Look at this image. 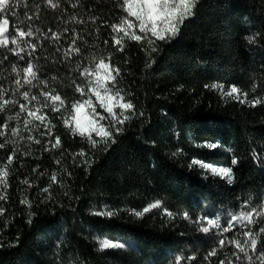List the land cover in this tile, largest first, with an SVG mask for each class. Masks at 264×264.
I'll return each instance as SVG.
<instances>
[{"label":"trees","instance_id":"obj_1","mask_svg":"<svg viewBox=\"0 0 264 264\" xmlns=\"http://www.w3.org/2000/svg\"><path fill=\"white\" fill-rule=\"evenodd\" d=\"M9 3L0 12V264H249L237 240L260 264L264 0H196L166 41L142 33L123 0ZM101 61L115 77L110 92L133 106L102 118L104 139L71 124ZM214 167H230L231 182ZM245 212L250 225L227 230ZM105 239L122 247L101 249Z\"/></svg>","mask_w":264,"mask_h":264},{"label":"snow or ice","instance_id":"obj_2","mask_svg":"<svg viewBox=\"0 0 264 264\" xmlns=\"http://www.w3.org/2000/svg\"><path fill=\"white\" fill-rule=\"evenodd\" d=\"M196 0H123L122 7L127 11L128 15L130 17H135V19L139 22V29L142 33L147 35L149 32H151L153 37H156L157 39L161 41H166L174 38L180 29V25L183 23V21L192 14L191 10L195 6ZM11 5L9 3V0H0V12H6L8 8H10ZM15 15V13H13ZM123 23V21H122ZM8 24L7 19L0 20V45H7L8 41L6 39H3V36L6 32V25ZM128 28H134L135 25L131 21L127 22ZM115 30V29H114ZM55 36V34H53ZM125 35H128L127 31H125ZM19 36L21 38L27 36L32 37L33 32L29 30L27 33H24L23 31L19 32ZM132 38L136 40L142 39L141 36H136L134 33L132 34ZM12 43L17 44L19 47L18 41L16 38L13 39ZM119 43V41H117ZM35 45L32 46L31 51L34 52ZM122 50V49H121ZM155 50V49H154ZM19 55V53H16ZM33 64L29 63L28 67L24 68L23 71L26 74L25 75V82L30 83L31 80L29 77H35L36 72L33 71ZM16 71V68L13 67V72ZM89 72L88 69H85L83 75H87ZM117 75L118 70H116ZM96 80H95V88H91L90 91L94 93L97 100L99 101L100 107L105 109L109 114H113L114 120H115V114L114 109L116 107H119L121 110H127L132 109V105L130 103H124L123 97H117L119 96V93L115 94H109L110 89L106 86L108 82H114L115 77L111 74V71L109 69V65L105 64L103 61L98 63L96 65V72H95ZM92 82L89 81V84ZM213 87H217L216 85H213ZM77 90L80 91L82 94L84 90L77 87ZM103 90V91H101ZM238 89L235 86H232L230 91L227 93V95H232L233 93H237ZM25 97H27V93L24 94ZM246 96V94H245ZM238 98V97H237ZM53 100L60 99L58 96H53ZM242 103H246L247 100L241 101ZM261 101L257 100L253 102V106H255L256 103H260ZM90 101H85L83 104L76 105L74 104L73 111L75 112V115L73 117V120L75 121L76 128L74 131H78L80 135H84L86 133L90 134L92 132H95L96 135L100 136L102 139L108 138L110 136V133L106 131L102 127H96V121H93L88 116L82 117V112L86 104H89ZM23 105L21 106L23 110ZM95 111V109H93ZM31 115V113H29ZM125 119H128V117H125ZM85 121V122H82ZM118 123H123V121H116ZM119 131V129H117ZM210 149H215L217 147L216 144H208L206 145ZM83 154V153H82ZM238 161L236 159L232 160V165H236ZM204 166V165H202ZM211 171L214 174H219L223 178H226L231 182L232 179V169L230 167H220V168H212ZM155 207V206H154ZM145 212L149 211V209H145ZM99 215L107 214L112 215V213H96ZM139 215V213H137ZM252 213H241L240 217H233L234 220L237 219H247L249 216H251ZM207 224L212 226L214 225V221L209 219L207 220ZM216 226L218 227V223H216ZM231 229V225L229 226V229ZM203 232L208 233L210 231L209 227H204L202 229ZM264 231V229H262ZM245 235H249L248 233H245ZM229 243H233L230 241ZM237 247L239 248L240 252H243L245 257L249 260V264H252V256L249 255L248 251L245 250V247L240 244V242L237 240L235 241ZM247 243V241H246ZM258 241L255 238V236L251 237V247L252 251L255 252L256 245ZM221 247L224 246V241H220ZM100 247L101 249L106 248H113V247H122V245L115 244L110 240H103L100 241ZM215 250L213 253H210V255H214ZM260 264H264V253L261 254L260 257ZM180 257H177V264L180 262ZM221 264H224L222 261Z\"/></svg>","mask_w":264,"mask_h":264},{"label":"rangeland","instance_id":"obj_3","mask_svg":"<svg viewBox=\"0 0 264 264\" xmlns=\"http://www.w3.org/2000/svg\"><path fill=\"white\" fill-rule=\"evenodd\" d=\"M138 24H139V22H138ZM3 39H6L8 41V39L6 37V32H5L4 36H3ZM109 69H110V67H109ZM110 71H111V74H112V70L111 69H110ZM95 72H96V69L92 73V75L90 77V80H89L92 83L89 84V82H88V84H87L86 91H85V94H84V98L82 99V101L78 102L76 105L83 104L85 101H90L89 104H86L85 105V107L83 109V112H82V117L83 116L90 117L93 121H96L97 122L96 123V127H102V128H104L106 130L105 126L102 124V118L103 117H106V116H111V117L114 118V116H113V114H109L105 109H103V108L100 107L99 101L97 100L96 96L94 95V93L92 91H90L91 88H95L96 87V85H95V80H96ZM101 91H103V90H101ZM109 94L111 95L112 93L109 92ZM117 99H119V97H117ZM93 109H95V111H93ZM124 112H125V110H121L119 107H116L114 109L115 118L119 114H123ZM74 115H75V112L73 113V117H74ZM73 117H72L71 124H72L73 129H75L76 128V125H75V121L73 120ZM82 122H85V121L82 120ZM92 133H95V132H92ZM86 134H88V133H86ZM245 213H247V212H245ZM240 216H241V214L238 217H240ZM253 217L254 216L251 215L247 219H237L234 222L235 224H231V229L237 228L238 226H241V227L249 226L250 225V222L252 221V218Z\"/></svg>","mask_w":264,"mask_h":264}]
</instances>
